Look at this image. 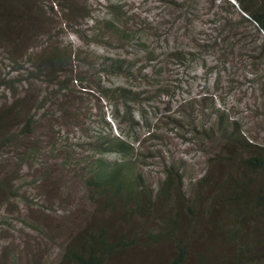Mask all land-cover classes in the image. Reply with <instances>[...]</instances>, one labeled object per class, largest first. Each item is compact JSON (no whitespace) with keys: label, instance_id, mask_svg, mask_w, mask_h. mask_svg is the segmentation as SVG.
<instances>
[{"label":"trees","instance_id":"trees-1","mask_svg":"<svg viewBox=\"0 0 264 264\" xmlns=\"http://www.w3.org/2000/svg\"><path fill=\"white\" fill-rule=\"evenodd\" d=\"M166 2L170 9L179 11L178 22L184 30L194 32L193 40L199 45L206 42L216 50L213 58H203L201 76L198 72L193 75L209 88L200 98L203 108H211L215 117L210 121L204 110L190 122V131L203 141L195 145L209 153V167L189 188L185 186L186 161L167 162L166 175L157 189L147 185L142 173L131 172L128 162L94 172L87 182L90 199L108 220L99 218L87 223L67 242L56 264H264V139L249 136L241 120L232 118L229 108L220 102L223 99L214 98L215 91L229 87L239 77L231 74L236 69L230 70L228 59L243 68L246 79L257 74L264 91V0ZM89 17L84 0H0V49L6 47L11 61L17 64L13 77L1 83L10 93L12 104L8 105L6 98L0 105V215L12 201L22 208L31 205L27 203L28 195L15 186L26 161L43 155L33 153L44 150L43 140H35L36 128L43 121L52 131L64 119L69 123L70 119H81L84 111L77 107L80 90L85 88L93 96L100 88L94 82L103 84L104 71L123 70L124 62L117 55L113 58L93 50L86 59L81 47L70 48L58 41L64 25L74 26L78 18L83 21ZM115 20L111 14L106 15L101 26L103 35L109 32L113 37L115 32L126 36L128 29ZM200 21L202 29L197 24ZM157 49L153 46L150 52L156 60L149 73H161L159 64H169L176 58L185 65L187 74L197 59L196 53L188 49L168 48L158 60ZM90 71H94V77L85 75ZM102 87V92L95 95L101 103V120L110 124L104 102L135 124L142 120L127 102L128 98L140 100V94L122 85ZM92 104L96 102L92 100ZM108 130L97 132L96 139L89 142L93 149L116 150L123 155L143 152L141 143ZM109 214L115 216L114 221ZM155 245L166 250L159 261L149 257ZM0 247L7 252L9 245ZM35 247L39 250V244ZM36 248L31 249L35 260V254L43 255L35 252ZM10 253L12 264H20L21 253L11 249L6 254ZM26 253L30 256L28 249Z\"/></svg>","mask_w":264,"mask_h":264},{"label":"rangeland","instance_id":"rangeland-1","mask_svg":"<svg viewBox=\"0 0 264 264\" xmlns=\"http://www.w3.org/2000/svg\"><path fill=\"white\" fill-rule=\"evenodd\" d=\"M84 1L89 6V19L82 21L78 18L79 23L76 25H64L57 37L58 41L70 48L81 47L83 49V51L80 49L83 52L81 55L85 54L86 59L93 50H98L100 55L113 58L117 55L123 60L124 66L121 72L104 71L103 84L94 82V86L100 88L95 89L93 96L85 88L80 90L77 107L84 111L80 121L70 119L69 123L64 119L61 124L55 125L52 131L50 125L42 121L36 128L35 140H43L44 150L33 153L43 155H36L28 161L24 158L26 169L15 186L17 190L21 187L20 192L28 195L27 203L31 205L26 206V209L12 201L6 207L7 210L0 215V228L3 229L0 230V246L9 245L7 252L15 249L21 253L20 264H56L61 260L67 242L79 234L87 223L99 218L108 220L106 216L98 213L95 203L90 199L87 182L94 172L110 170L118 163L128 162L131 165V172L142 173L147 185L157 189L166 175L167 162L186 161L185 186L189 188L194 179L201 176L209 167L207 161L209 153L202 152L201 146L195 145L203 144V141L196 139L195 134L190 131V122L192 117L203 115L204 110L208 113L210 121L215 117L210 106H208L210 109L203 108L200 98L209 92V88L202 84L201 80L193 79L194 72L201 76L205 60L203 58H213L215 47L206 46V42L199 45L193 40L191 34L194 32L189 29L190 34L184 30L183 25L178 22L179 11L170 9L166 0ZM112 5L121 7L114 9ZM108 14L116 19L118 25L128 29L127 37L115 32L113 37L109 32L103 35L101 26L104 25ZM197 24L202 29L201 21ZM54 34H57V30ZM47 37L48 35H44L43 38ZM200 37L205 35L201 34ZM153 46H158L156 51L160 54L158 60L168 48H185L189 52H195L197 59L189 70L191 72L185 74V65L173 58L169 64H159V68H162L161 73L160 70H157V74L153 71L149 73L148 70L153 68L156 60L150 54ZM7 53L10 54L6 47L0 49V105L7 99V104H12L10 93L4 90L5 87L1 83L13 77L14 69L17 67L15 66L17 64L11 61V55L9 57ZM232 60H227L230 70L236 69L231 74H237L240 78L234 79L229 87L215 91L214 98L216 101L223 99L220 102L229 108L232 118L241 120L249 136L263 140L264 116L261 113H264V91L261 82L257 74L250 76L251 80L246 79L243 68L235 65ZM77 63L82 64L81 61ZM91 73L94 71L86 72L85 75ZM144 75L151 78L147 80ZM105 84L126 86L128 90L140 94V100L128 98L127 102L142 120L136 124L131 122L122 111L110 106L108 102L104 104L107 107L106 120L110 124L101 120V103H98L95 95L102 92V86ZM92 100L96 104H92ZM71 114L69 113V116ZM183 116L189 118L184 120ZM179 120L184 122L180 123ZM106 129H110L108 132L141 143L143 152L123 155L116 150L101 152L93 149L89 142L96 139L97 132ZM41 176L43 179L38 180L37 178ZM109 215L114 221L115 216ZM116 217L118 218V215ZM4 234L10 236L4 237ZM34 244H39V250ZM32 247L36 248L35 252L43 253L42 257L35 254L37 258L35 260L34 252L31 253ZM27 249L30 256L26 253ZM7 252L0 247L2 259L0 264L13 263V253L6 254ZM165 254L164 246L155 245L149 257H156L159 261Z\"/></svg>","mask_w":264,"mask_h":264}]
</instances>
